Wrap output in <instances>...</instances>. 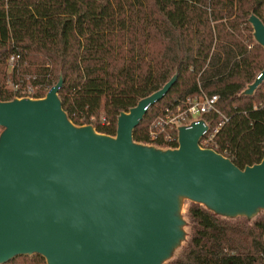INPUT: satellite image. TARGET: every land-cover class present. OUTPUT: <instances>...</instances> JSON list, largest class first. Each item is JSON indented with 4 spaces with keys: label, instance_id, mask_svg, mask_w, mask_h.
<instances>
[{
    "label": "trees",
    "instance_id": "1",
    "mask_svg": "<svg viewBox=\"0 0 264 264\" xmlns=\"http://www.w3.org/2000/svg\"><path fill=\"white\" fill-rule=\"evenodd\" d=\"M252 16L264 20V0H0V100L23 99L28 86L30 99H44L62 78L69 120L116 137L121 113L177 75L134 141L149 143L167 107L218 95V113L206 116L212 127L225 122L216 152L245 170L264 159V82L244 94L264 70ZM188 214L190 241L167 264H264V215L229 219L196 203ZM6 264L47 262L33 255Z\"/></svg>",
    "mask_w": 264,
    "mask_h": 264
},
{
    "label": "water",
    "instance_id": "2",
    "mask_svg": "<svg viewBox=\"0 0 264 264\" xmlns=\"http://www.w3.org/2000/svg\"><path fill=\"white\" fill-rule=\"evenodd\" d=\"M264 48V20L249 19ZM121 113L117 135L78 127L59 97L0 100V264L41 255L47 264H164L185 239L181 198L225 218L264 211V159L239 169L202 149L204 121L179 128V146L136 143L135 129L170 92ZM264 70L244 92L253 95Z\"/></svg>",
    "mask_w": 264,
    "mask_h": 264
},
{
    "label": "built area",
    "instance_id": "3",
    "mask_svg": "<svg viewBox=\"0 0 264 264\" xmlns=\"http://www.w3.org/2000/svg\"><path fill=\"white\" fill-rule=\"evenodd\" d=\"M16 60L15 57H12L9 64L13 66ZM14 90L18 91L19 88L16 87ZM33 90L30 86L23 90V99H30ZM219 99L218 95H209L202 92L197 96L186 98L181 103L167 107L151 124L149 129L150 141L146 145L155 146L163 150L174 149L173 146H179V128L190 127L193 123H198L200 120H203L207 129L204 131L203 137L200 140V147L202 149L216 151L217 134L225 122H221L216 127H212L206 119V116L212 113H218L217 105ZM150 108L151 106L146 108L147 112ZM101 121L104 123L105 119L101 118ZM3 131L4 128L0 127V136Z\"/></svg>",
    "mask_w": 264,
    "mask_h": 264
},
{
    "label": "rangeland",
    "instance_id": "4",
    "mask_svg": "<svg viewBox=\"0 0 264 264\" xmlns=\"http://www.w3.org/2000/svg\"><path fill=\"white\" fill-rule=\"evenodd\" d=\"M180 202H181V209L179 211V217L181 218V221L183 222V225L181 226L180 229L184 232L185 239L180 243L177 249L173 252L170 261L180 256L182 249L185 248L187 246V243L190 241V236L192 233V228H191L192 226H191V221L189 218L188 210L193 204V202L185 198H181ZM259 214L264 215V211H259ZM167 263L168 261L164 264H167Z\"/></svg>",
    "mask_w": 264,
    "mask_h": 264
}]
</instances>
